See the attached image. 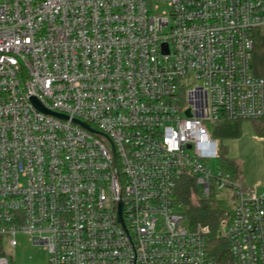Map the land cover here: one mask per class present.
Returning a JSON list of instances; mask_svg holds the SVG:
<instances>
[{
  "label": "built area",
  "instance_id": "obj_1",
  "mask_svg": "<svg viewBox=\"0 0 264 264\" xmlns=\"http://www.w3.org/2000/svg\"><path fill=\"white\" fill-rule=\"evenodd\" d=\"M261 27L264 0H0V264L19 234L48 264H264V192L203 163L205 121L264 120Z\"/></svg>",
  "mask_w": 264,
  "mask_h": 264
},
{
  "label": "rangeland",
  "instance_id": "obj_2",
  "mask_svg": "<svg viewBox=\"0 0 264 264\" xmlns=\"http://www.w3.org/2000/svg\"><path fill=\"white\" fill-rule=\"evenodd\" d=\"M166 10L165 6H161L160 12ZM256 28L254 31H257ZM168 29L165 30L167 32ZM225 122L224 119L220 121H205V126L209 131L210 135L213 137V132L221 130V126ZM256 136L258 137V131L256 128V123L253 121H242L240 123V135L234 138H220L217 139L220 145V156L217 159H207L203 163L209 166L214 171H219L222 169V164L224 159L235 160L239 162L243 161V173L245 179L248 178L249 169H246V161L249 158L252 162V166H255L254 159L258 157L257 153L264 152V144L256 141ZM213 139H215L213 137ZM216 140V139H215ZM253 152V153H252ZM249 154H252L251 156ZM242 166V165H241ZM201 191V186L197 187ZM201 203L195 200L191 202V207H197ZM186 227L190 226V220L184 223ZM18 246L16 249H11L7 253L13 264H48L50 259V254L43 247L34 246L30 236L19 234L17 235Z\"/></svg>",
  "mask_w": 264,
  "mask_h": 264
},
{
  "label": "trees",
  "instance_id": "obj_3",
  "mask_svg": "<svg viewBox=\"0 0 264 264\" xmlns=\"http://www.w3.org/2000/svg\"><path fill=\"white\" fill-rule=\"evenodd\" d=\"M253 38H254L253 68L258 76L264 77V27H261L257 31H254ZM241 122L242 121H238V122L225 121L221 126V130L217 132H213V137L216 140L225 137H229V138L237 137L238 135H240ZM253 122L256 123L258 137L264 139V120H255ZM219 158H221L220 149H219ZM222 170L227 173H230L236 181L243 183L242 169L239 162L235 160L224 159L222 164ZM188 195H189L188 190H183V192L181 193V197L184 198L186 202H188V204H190ZM222 206H224L223 201L213 204H210L209 202H205V203H201L199 206L195 208L191 206L189 208V212L194 222L210 226L213 232L212 240L214 242H221L218 236V223L220 220V208ZM4 254L5 251L0 241V255H4Z\"/></svg>",
  "mask_w": 264,
  "mask_h": 264
},
{
  "label": "crops",
  "instance_id": "obj_4",
  "mask_svg": "<svg viewBox=\"0 0 264 264\" xmlns=\"http://www.w3.org/2000/svg\"><path fill=\"white\" fill-rule=\"evenodd\" d=\"M256 141L264 144V139L256 136ZM257 153L258 157L254 159L255 166H252L251 160L248 158L246 161V169H249L248 178L245 179L243 173V161L241 162V169L243 175V183L246 186H257L260 192H264V152ZM253 153V152H252ZM250 156L252 154H249Z\"/></svg>",
  "mask_w": 264,
  "mask_h": 264
},
{
  "label": "water",
  "instance_id": "obj_5",
  "mask_svg": "<svg viewBox=\"0 0 264 264\" xmlns=\"http://www.w3.org/2000/svg\"><path fill=\"white\" fill-rule=\"evenodd\" d=\"M166 50V52L168 53V45L167 44H164L163 46ZM35 105L40 109L42 110L43 112H45L46 114H51V115H55L59 118H62V119H66V116H63V115H58L56 113H53V112H50V111H47L45 110L41 104L36 100V99H33ZM187 115H189V112H187ZM76 123H79L81 124L84 128L88 129L89 131L93 132V133H97L96 131H94L92 128H90L88 125L84 124V123H81L79 121L76 120ZM120 220L122 221V205L120 206Z\"/></svg>",
  "mask_w": 264,
  "mask_h": 264
}]
</instances>
